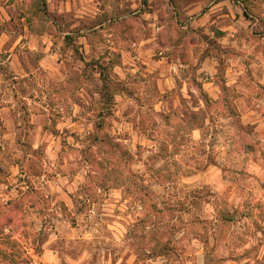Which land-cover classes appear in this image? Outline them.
Instances as JSON below:
<instances>
[{
	"label": "clouds",
	"instance_id": "1",
	"mask_svg": "<svg viewBox=\"0 0 264 264\" xmlns=\"http://www.w3.org/2000/svg\"><path fill=\"white\" fill-rule=\"evenodd\" d=\"M0 264H264V0H0Z\"/></svg>",
	"mask_w": 264,
	"mask_h": 264
}]
</instances>
